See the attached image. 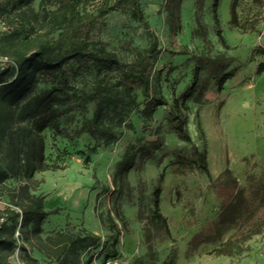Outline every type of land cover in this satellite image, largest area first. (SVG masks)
<instances>
[{
  "label": "rangeland",
  "instance_id": "1",
  "mask_svg": "<svg viewBox=\"0 0 264 264\" xmlns=\"http://www.w3.org/2000/svg\"><path fill=\"white\" fill-rule=\"evenodd\" d=\"M4 1L0 0L4 9L0 36L13 27L28 28L26 18L32 13L15 16L20 7L12 9V3ZM99 1L91 0L89 10H94ZM231 1L219 0L218 6L227 45L217 35L214 0H205L202 7L196 0H182L175 29L169 20L177 8L168 0H140L143 19H135L124 10L111 11L100 19L93 40L115 53L124 65L131 64L138 53H146L155 38L161 54L152 70V90L164 95L170 104L192 85L193 69L199 67L197 91L187 101L192 141L181 140L171 128L169 106L158 107L150 119H145L140 109L132 111L126 122L132 123L133 129L116 128L120 136L115 141L89 133L76 136L81 119L78 113L75 119L64 121L71 138L47 129V161L57 168L37 171L39 184L32 191L45 196L46 209H61L44 219V237L69 226L74 230L87 228L100 235L102 242H109L112 231L107 220L111 216L120 229L118 255L105 264H264V230L246 242L229 246L227 254L216 252L235 231V227L219 223L220 213L233 193L231 186L224 185L225 169L233 171L247 196L264 186V72H257L258 64L264 61V53L259 51L264 49V17L255 31L245 33L230 23ZM30 5L40 14L44 5L49 8L43 0H32ZM257 9L252 0H240L241 21L252 18ZM200 24L207 28L206 40L198 32ZM182 50L188 53H175ZM218 59L224 62L221 68L214 62ZM6 60L0 56V62ZM224 72L232 75L219 89L215 75ZM202 84L206 89L199 91ZM137 92L142 108L145 97L140 90ZM93 108L90 103L89 117ZM155 139L161 141L160 147L144 160H137L122 190L117 191L116 171L124 154L138 151L140 144ZM193 145L207 151L210 174L196 165L180 167L175 162L178 150L194 157ZM210 175L217 178V189ZM22 180L14 174L8 184L17 185ZM157 186L161 187L160 206L170 233L152 218ZM8 202L2 197L0 206ZM19 243H25L38 259L37 264H58L32 249L24 239L20 238ZM24 253L16 246L10 261L26 264ZM103 256L95 257L91 264H103Z\"/></svg>",
  "mask_w": 264,
  "mask_h": 264
},
{
  "label": "trees",
  "instance_id": "2",
  "mask_svg": "<svg viewBox=\"0 0 264 264\" xmlns=\"http://www.w3.org/2000/svg\"><path fill=\"white\" fill-rule=\"evenodd\" d=\"M43 1L49 6L44 5L43 14L31 7L32 0L4 1V4L12 3V9L20 7L15 16L23 17L28 11L32 14L26 18L28 28L13 27L0 36V56L7 58L0 62V199H9L6 206H0V264H15L10 261V256L16 246L24 250L26 264H37L38 259L31 255L25 243H19L20 238L58 264H91L102 253L105 264L118 255L120 229L111 216L107 220L112 231L109 242H102L100 235L87 228L74 230L69 226L45 237L42 235L44 219L61 209L60 206L46 209L45 196L32 191L39 184L35 178L37 171L57 168L47 161L45 131L50 129L71 138L64 121L75 119L78 113L81 119L75 130L76 136L89 133L93 137L115 141L120 136L116 128L133 129V124L126 122L132 111L140 109L141 115L150 119L158 107L169 106L167 119L171 128L178 138L191 142L187 101L197 91L200 69L194 67L192 85L170 104L164 95L152 90L151 74L161 54L154 37L147 52L138 53L128 65L122 64L115 53L92 38L97 23L111 11L124 10L135 19H143L140 0H100L94 10L88 8L91 0ZM204 1L196 0V4L202 7ZM252 2L258 9L252 18L244 21L238 12L240 0H232L230 4V23L245 33L255 31L264 17V0ZM181 3L182 0H168V4L177 8L169 20L172 29H175L176 15L179 18ZM218 6L219 0H214L212 9L217 35L227 45L220 28ZM3 14L0 3V15ZM43 27L46 30L43 31ZM198 32L207 39L204 24L199 25ZM259 51L264 53L262 48ZM214 62L220 68L224 65L222 60ZM257 72H264V61L258 64ZM231 75L232 72L215 75L219 89ZM77 82H81V86ZM204 89L206 86L202 84L199 91ZM138 90L145 97L142 108L137 100ZM90 103L94 104L91 117L88 116ZM160 145L161 141L155 139L140 144L138 151L124 154L116 171L117 191L122 190L125 178L137 160L151 156ZM192 153L194 157L184 154L183 150L175 151V162L180 167L196 165L210 174L207 151L193 145ZM14 174H19L23 180L10 185L8 179ZM223 175L224 185L231 186L233 193L220 213L219 223L235 227V231L217 248L219 254L229 253V246L246 242L264 230V186L247 196L229 167ZM210 178L217 189V178L211 175ZM160 193L161 187L157 186L153 194L152 218L170 233L167 218L161 210Z\"/></svg>",
  "mask_w": 264,
  "mask_h": 264
}]
</instances>
